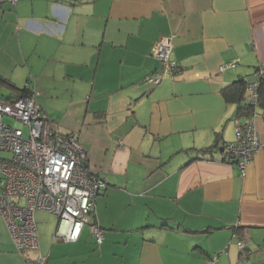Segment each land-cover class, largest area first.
I'll use <instances>...</instances> for the list:
<instances>
[{"label":"crops","instance_id":"0c3cea01","mask_svg":"<svg viewBox=\"0 0 264 264\" xmlns=\"http://www.w3.org/2000/svg\"><path fill=\"white\" fill-rule=\"evenodd\" d=\"M164 35L180 69L146 82L160 71L152 50ZM259 67L264 0L0 3V76L35 89L56 130L76 136L109 182L92 213L100 243L91 223L77 240L55 239L57 216L35 211L46 264H264V145L245 175L221 146L249 122L264 144V107L238 116L222 93ZM0 264H27L1 213Z\"/></svg>","mask_w":264,"mask_h":264},{"label":"built area","instance_id":"2783aa9c","mask_svg":"<svg viewBox=\"0 0 264 264\" xmlns=\"http://www.w3.org/2000/svg\"><path fill=\"white\" fill-rule=\"evenodd\" d=\"M18 0H0L16 4ZM172 36L164 35L155 43L152 53L161 61L160 71L146 77L158 84L162 74L180 69L171 59ZM237 60L222 63V71L236 65ZM264 67L257 69V79L247 83L249 99L257 103ZM18 97L0 100V213L6 220L17 250L27 264H46L48 255L40 251L37 209L47 210L58 218L53 238L77 240L83 225L91 223L98 243L104 231L92 222L97 196L109 186L106 177L96 174L87 164L88 152L71 133H59L36 98L35 89ZM5 117L11 118L7 122ZM236 141L224 143L227 158L236 162L242 175L254 152L264 144L254 122L236 128ZM11 153L7 155L5 153ZM239 246L244 243L239 241ZM26 249H37L35 258L25 255ZM214 261V260H213ZM218 264V263H217Z\"/></svg>","mask_w":264,"mask_h":264},{"label":"trees","instance_id":"16d2710c","mask_svg":"<svg viewBox=\"0 0 264 264\" xmlns=\"http://www.w3.org/2000/svg\"><path fill=\"white\" fill-rule=\"evenodd\" d=\"M247 83H248V81L246 79H244L243 77H240V78L235 79L231 83H228L227 85H225L222 88V93H223L226 101L238 102V104H239L238 112H237L238 116H242V115L252 116L255 113L258 106L264 107V77H262L260 79V83H259V87H258L257 103L251 102L250 99L248 101L246 100V98H247V95H246ZM1 86H5L8 88L9 87L15 88V89L18 88L13 82H11L8 79H5V78L0 76V87ZM28 88L29 87H27V85H25L23 89L18 88V90L20 91V94H21L22 92H27ZM14 98H16V97H11L9 93L6 94L5 92H4V94H2L0 96V100H4V101L12 100ZM226 142H223L221 144L222 148L224 147V143H226ZM215 146H217V144ZM208 149H210V147ZM225 159L230 161L226 156V152H225ZM234 163H236V162H234Z\"/></svg>","mask_w":264,"mask_h":264},{"label":"rangeland","instance_id":"374dc122","mask_svg":"<svg viewBox=\"0 0 264 264\" xmlns=\"http://www.w3.org/2000/svg\"><path fill=\"white\" fill-rule=\"evenodd\" d=\"M4 91H8V89L6 88V87H2L1 89H0V94H2L1 92H4ZM5 120L7 121V122H12V119L11 118H8V117H5ZM1 154H4V153H0V155ZM5 154H7V155H11V153H5ZM55 215V214H54ZM37 216V218L39 219V216H38V214L36 215ZM56 218V217H55ZM46 220V217H44L43 218V222Z\"/></svg>","mask_w":264,"mask_h":264}]
</instances>
